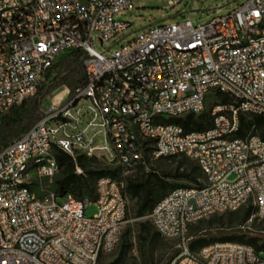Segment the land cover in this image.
<instances>
[{"label": "built area", "instance_id": "2783aa9c", "mask_svg": "<svg viewBox=\"0 0 264 264\" xmlns=\"http://www.w3.org/2000/svg\"><path fill=\"white\" fill-rule=\"evenodd\" d=\"M181 3L168 0L170 8ZM226 6L203 23L150 19L134 32L121 18L133 0H0V120L36 92L61 54L80 51L86 75L0 151V264H100L120 243L128 222L122 179H98L93 217L88 197L59 203L54 189L36 192L34 175L59 173L54 147L126 170L188 156L202 177L168 191L145 216L179 241L169 264H264L252 245L211 241L193 250L188 235L199 220L249 205L247 222L264 221V140L238 135L241 115H264V0L220 15ZM95 42L117 47L97 50ZM205 112L212 124L202 129L167 122Z\"/></svg>", "mask_w": 264, "mask_h": 264}, {"label": "rangeland", "instance_id": "374dc122", "mask_svg": "<svg viewBox=\"0 0 264 264\" xmlns=\"http://www.w3.org/2000/svg\"><path fill=\"white\" fill-rule=\"evenodd\" d=\"M242 0H182V3L175 8H170L168 0H133V9L122 13L121 18L133 22L132 30L139 31L142 26L149 24L150 19H157L159 22L172 23L183 19V16H189L195 24L203 23L212 18L218 13L213 12L214 8L227 4L226 8L220 12V15H224L229 12L235 5ZM130 30L129 32H132ZM94 47L97 50H113L117 47V44L111 42L110 44L101 45L99 42L94 43ZM67 54H61L58 56L57 61L64 60V66L56 68L54 76H57L56 80H70V84H64L61 87L52 90L42 101L41 113L48 109L53 100L58 101L60 98L66 99L67 97L75 93L74 90L84 83L85 71L84 69L77 75L69 79V70L71 59H68ZM56 61V62H57ZM53 78V77H52ZM51 78V79H52ZM50 79V80H51ZM48 80V82H50ZM44 84V81L40 83V86ZM50 85V83H48ZM63 92H65L63 94ZM61 94V95H60ZM87 100L82 99L81 103H85ZM66 101H64L65 103ZM252 115H246V119H251ZM96 129H91L92 133ZM251 133H258L256 129H252ZM96 143L102 145L104 140L102 136H98ZM52 153H54L52 151ZM186 155L170 156L167 158H158L152 160L147 170L151 172L159 173H176L179 166H183ZM93 165H107L112 168H120V178L126 183L129 178H137L143 171L142 168L134 170H126L123 167H119L115 162L107 160L104 157H96L92 160ZM60 174L52 179H38L34 175V189L40 195H43L51 189H55L56 181ZM170 184L177 185H190L192 182L181 179H168ZM128 198V222L125 225L124 231L121 236V241L112 253L103 254L100 258V264H165L168 258L172 255L176 256L179 252L177 239L168 238L163 235L156 236L154 234L155 228L152 232H145L142 228V223L149 221L145 216L136 215V198L132 194L125 190ZM61 197L58 198V202H62ZM95 198H92L86 209V215L93 217L97 212L95 204ZM248 206H245L235 212L217 213L209 216L208 218L197 221L191 224L188 235L191 238V242L198 240H218L226 232H239L242 229L241 226H245V231L250 234H256L264 230V221H254L252 224L247 220L242 221ZM250 226V228H248ZM244 230V229H243ZM264 257V253H262Z\"/></svg>", "mask_w": 264, "mask_h": 264}, {"label": "trees", "instance_id": "16d2710c", "mask_svg": "<svg viewBox=\"0 0 264 264\" xmlns=\"http://www.w3.org/2000/svg\"><path fill=\"white\" fill-rule=\"evenodd\" d=\"M68 59H71L69 70V79H71V77L77 75L84 69L82 53L78 50L72 51L69 53ZM61 66H64V60L55 62L52 69L45 76L43 80L44 84H42V86L39 85L36 92L27 97L23 102L12 106L1 118L0 151L10 142L25 134L37 122L41 116L42 101L52 90L64 84H70V80H56L57 76H54L57 75L55 74L56 68H60ZM48 80H50V82H48ZM85 80L86 75L84 76V83ZM48 83H50V85ZM225 99L226 97H223V100ZM167 122L177 123L187 130H198L211 125L212 116L210 112H205L199 116L189 114L184 118H170ZM253 128L258 131L257 134L264 140V115H254L251 119H246V115H241V126L238 135L244 137ZM53 152L60 168L58 173L60 176L56 181L54 189L59 197L64 198L68 195H72L78 199L88 197L91 200L96 197L95 190L98 179L102 177L121 179L120 168H112L102 164L93 165L92 160L96 157L91 158L80 152L73 157L59 147H54ZM147 166L148 165H143L138 167L143 169L142 173L137 178L127 179L124 188V191H129L132 196L136 198V215L141 217L146 216L155 203L168 191L175 187L182 186L170 184L168 179H181L195 184L198 182L199 178L202 177L200 166L191 158H186L183 166H179L176 173L151 172L147 170ZM119 167L121 166L119 165ZM78 169H80L81 172H79ZM252 213L253 207L249 205L243 215L242 221L248 220ZM142 228L145 232H152V229L155 227L149 220L142 223ZM154 234L158 237L161 236L157 230H155ZM197 241L198 240H194L191 242L193 250H197L200 246L211 241H234L252 245L258 252L264 253V230L256 234H250L248 231L241 229L239 232L233 231L223 233L222 237L218 240ZM173 258L174 255L170 256L165 264H169Z\"/></svg>", "mask_w": 264, "mask_h": 264}]
</instances>
